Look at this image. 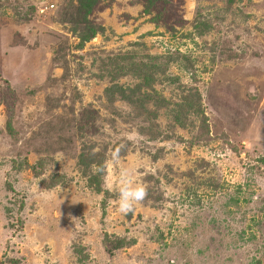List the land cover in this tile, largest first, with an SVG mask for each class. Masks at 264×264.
Instances as JSON below:
<instances>
[{
	"label": "rangeland",
	"instance_id": "obj_1",
	"mask_svg": "<svg viewBox=\"0 0 264 264\" xmlns=\"http://www.w3.org/2000/svg\"><path fill=\"white\" fill-rule=\"evenodd\" d=\"M91 2L0 0V264H264V0Z\"/></svg>",
	"mask_w": 264,
	"mask_h": 264
},
{
	"label": "clouds",
	"instance_id": "obj_2",
	"mask_svg": "<svg viewBox=\"0 0 264 264\" xmlns=\"http://www.w3.org/2000/svg\"><path fill=\"white\" fill-rule=\"evenodd\" d=\"M113 160L118 158V151L112 154ZM100 169L98 168L97 171ZM113 186H109L112 190ZM117 194L116 210L121 215L134 211L135 205L146 196V188L133 180V170L124 166L119 170L118 183L114 186Z\"/></svg>",
	"mask_w": 264,
	"mask_h": 264
},
{
	"label": "trees",
	"instance_id": "obj_3",
	"mask_svg": "<svg viewBox=\"0 0 264 264\" xmlns=\"http://www.w3.org/2000/svg\"><path fill=\"white\" fill-rule=\"evenodd\" d=\"M87 1H88L89 3L86 5V8H88V9H86V11L90 9V7H91V4H92L91 0H87ZM92 1H93V0H92ZM205 27H206V26H205ZM202 29H204V28H202ZM204 30H206V28H205ZM81 35H82V34H81ZM140 64H141V63H138V65H137V66H134V67H135V69H136V67L138 68V67L140 66ZM146 69H147V67H146ZM146 69H145V70H146ZM20 166H21V165H20ZM231 201H233V202H234L235 200L231 199Z\"/></svg>",
	"mask_w": 264,
	"mask_h": 264
}]
</instances>
